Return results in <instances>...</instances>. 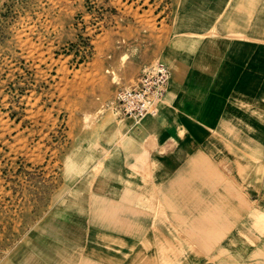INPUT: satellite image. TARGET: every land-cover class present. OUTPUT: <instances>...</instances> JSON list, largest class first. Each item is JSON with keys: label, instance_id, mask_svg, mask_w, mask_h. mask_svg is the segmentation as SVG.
I'll use <instances>...</instances> for the list:
<instances>
[{"label": "rangeland", "instance_id": "374dc122", "mask_svg": "<svg viewBox=\"0 0 264 264\" xmlns=\"http://www.w3.org/2000/svg\"><path fill=\"white\" fill-rule=\"evenodd\" d=\"M171 2L0 0V264H264V124H240L239 141L231 139V126L213 127L210 140L180 157V141L159 138L169 130L171 108L176 112L171 92L156 114L133 120L105 106L137 79L113 93L79 77L95 41L117 28L122 12L158 21ZM229 5L231 12L264 10V0ZM69 30L74 38L67 39ZM63 90L67 106L93 108L82 117L84 136L62 159L56 145L66 144L72 132L68 112L57 105ZM244 104V112L251 110ZM146 122L154 123L144 131L153 141L145 140L141 157L130 141L118 159L95 153V145L109 143L107 134ZM27 135L35 138L27 142ZM42 144L45 156L31 159L30 151L39 152ZM201 151L205 155L194 157ZM117 160L123 162L126 202L120 209L85 196L94 181L113 184L105 163ZM98 191L107 193L104 186Z\"/></svg>", "mask_w": 264, "mask_h": 264}, {"label": "crops", "instance_id": "0c3cea01", "mask_svg": "<svg viewBox=\"0 0 264 264\" xmlns=\"http://www.w3.org/2000/svg\"><path fill=\"white\" fill-rule=\"evenodd\" d=\"M229 1L172 0L167 15L158 21L152 14L122 12L124 17L117 20V28L107 30L95 41L93 58L83 71H78L79 77L81 80L87 77L88 84L98 83L114 93L119 85L136 80L147 62L160 60L170 71L164 101L171 92L172 107L176 112L171 108L170 113L174 116L165 119L169 130L160 133L159 138L180 141L181 149L177 156H185L184 151L194 144L201 146L210 140L213 127L218 131L220 128L223 130V126H231V139L244 140L240 136V124L253 128L256 124H264V104L260 103L264 100V10L231 12L233 5H229ZM223 13H228V19L219 20ZM74 36L75 32L69 30L67 39ZM107 69L117 75V83L110 80ZM64 93V90L58 91L57 105L68 112L66 123L72 132L67 135L66 144L56 145L55 156L58 158L59 154L62 159L71 145L84 136L79 130L83 124L82 117L85 111L93 108L92 105L76 103L67 106ZM245 101H248L247 108H251L247 112L241 109ZM153 124L146 122L145 126L138 128L130 126L129 131L119 127L120 131L106 135L109 141L106 146L95 145V153L104 150V153L111 152V156L118 159L125 155V142L130 141L135 146L136 157H141L145 140L153 141L151 133H145L144 137L145 127L150 129ZM29 137L23 136V139L28 142ZM253 139V136L247 138L249 141ZM44 150L46 152V146L42 144L39 152L30 151L29 157L41 159L45 156ZM203 155L201 151L194 157ZM110 164V170L106 172L114 173L109 178L113 184L108 186L102 180L94 181L85 196H94L97 201L103 200L101 204L120 209L121 203L126 204L121 201L124 196L121 180L123 162L105 163ZM135 166L137 172L142 171L138 163ZM175 168L176 165H167L169 171ZM102 186L107 193H99ZM115 195L117 199L113 197ZM132 213L129 212L130 215Z\"/></svg>", "mask_w": 264, "mask_h": 264}, {"label": "built area", "instance_id": "2783aa9c", "mask_svg": "<svg viewBox=\"0 0 264 264\" xmlns=\"http://www.w3.org/2000/svg\"><path fill=\"white\" fill-rule=\"evenodd\" d=\"M169 79V68L160 60L151 61L142 68L137 80L120 90L105 108L115 116L133 120L154 115L164 102Z\"/></svg>", "mask_w": 264, "mask_h": 264}]
</instances>
